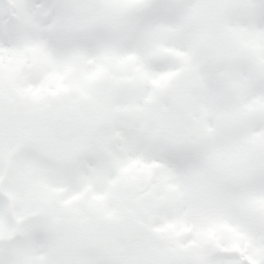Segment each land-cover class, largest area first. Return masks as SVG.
<instances>
[{
    "label": "snow or ice",
    "instance_id": "6c2138e0",
    "mask_svg": "<svg viewBox=\"0 0 264 264\" xmlns=\"http://www.w3.org/2000/svg\"><path fill=\"white\" fill-rule=\"evenodd\" d=\"M0 264H264V0H0Z\"/></svg>",
    "mask_w": 264,
    "mask_h": 264
}]
</instances>
